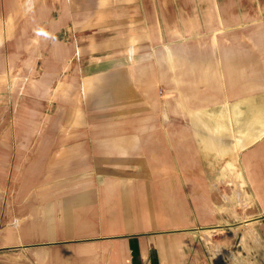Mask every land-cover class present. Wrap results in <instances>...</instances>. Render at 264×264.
Returning a JSON list of instances; mask_svg holds the SVG:
<instances>
[{"label": "crops", "instance_id": "0c3cea01", "mask_svg": "<svg viewBox=\"0 0 264 264\" xmlns=\"http://www.w3.org/2000/svg\"><path fill=\"white\" fill-rule=\"evenodd\" d=\"M248 1L264 8L1 0L32 8L14 52L32 77L10 97L0 82V264H264V134L232 147L214 107L234 102L239 121L255 108L263 126L264 94H248L264 87L248 85L263 35L208 36L247 23Z\"/></svg>", "mask_w": 264, "mask_h": 264}, {"label": "rangeland", "instance_id": "374dc122", "mask_svg": "<svg viewBox=\"0 0 264 264\" xmlns=\"http://www.w3.org/2000/svg\"><path fill=\"white\" fill-rule=\"evenodd\" d=\"M4 1V0H3ZM31 1V0H30ZM1 2V0H0ZM249 5H247V12H248V22L244 23V24H224V27H222V25H220L222 27V29H218L217 31L219 32H214L209 34L208 36H212V35H216L219 34L221 32H226L228 35H231V37L233 38L232 41L233 43H236L237 40H239V34H247V35H251V34H255L256 36H260L262 33L263 35V40H254L253 36L249 37V42L255 46H263L264 48V8H258L256 2H252V1H248ZM27 6V5H26ZM32 8H26L25 6L19 7V8H6V7H1L0 6V68L2 67L3 70L0 71V82H2L4 85H6V87L4 88L5 91L8 96H16L19 93H22L24 91V86H26V84H28V82H30L31 77H32V73L31 72H26L22 70L21 66L23 64H25L26 58H29L27 56H24L23 54H15V50H16V44L18 42V40L16 41V32H17V28L22 26L21 24H17L16 21H21V17L23 15H26L27 12H31ZM263 11V12H261ZM19 14V16L17 15ZM28 15V14H27ZM23 21H25V18H23ZM24 25V24H23ZM18 26V27H17ZM25 28L26 26L31 27L30 24H25L24 25ZM22 32H27L28 33V38L31 37V39L27 40V36H26V41H19V43H25V44H30V46H33V44H35L36 40L34 37H32L31 34V29L26 28V31H22ZM261 41H263V44L261 43ZM216 44H218V41L215 40L214 41ZM255 42V44H254ZM24 44V45H25ZM17 52V51H16ZM10 54H12L11 56H9ZM25 59V61H24ZM11 63L13 64V66L15 67H11V68H17L20 67L21 71L15 72L10 70L8 72L7 70V64ZM14 70V69H13ZM255 72L253 74L252 77H250L248 79V85L250 86H255L258 83L259 84H263L264 85V68L262 70H256L253 71ZM257 73H260V77H257ZM2 93V92H1ZM0 93V94H1ZM264 94V87H259L257 90L256 89H250L248 94ZM5 96V94H4ZM234 103V102H233ZM233 103H220V104H216L214 105V107H216L215 111L219 114H225L224 119L226 120V122L228 123V127H231L232 129H229L230 134H232V147L234 146H238V144H236V136L241 135V130L245 128H248V132L251 131L253 132V137L254 136H258L261 134H264V121H263V126L261 125V122L257 121H253L252 125H251V119L250 117H252V115L254 116L256 113V109L253 108H247V111L244 112V117L246 115V113H248L249 118L247 119L248 121H239V115L238 113H236L234 111V105H232ZM215 112V113H216ZM262 115V114H261ZM264 115V114H263ZM264 120V116L262 118ZM216 123H218V125H216L217 127H215V129H217L216 131H219V128H223L224 129H228L226 128V126L223 124L222 120L219 118H216ZM204 127L208 126V121H204ZM215 123V124H216ZM221 125V126H219ZM247 125V127H246ZM250 128H252V130H250ZM243 131V130H242ZM246 131V130H245ZM244 131V132H245ZM243 135V134H242ZM249 139L250 137H252L251 135H248ZM242 144H244L243 142H241V146ZM225 158V157H223ZM233 165H235L236 167V171H238V161L233 160ZM234 186L236 187L237 184L235 185H231V188H234ZM185 189L189 188L190 185L185 184ZM200 189H202V187H200ZM233 191V190H232ZM231 208H232V217L230 218L231 221L233 222H237L238 224L242 223L244 224L245 221L243 220V218H245V216H241L240 213H242V211H245L244 209H241V205H240V199H239V195H232V199H231ZM251 201L248 200L247 204L250 206L251 205ZM244 204H246V201L244 200Z\"/></svg>", "mask_w": 264, "mask_h": 264}]
</instances>
